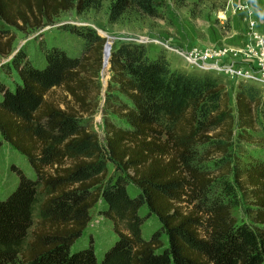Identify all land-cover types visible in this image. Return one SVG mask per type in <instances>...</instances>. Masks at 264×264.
<instances>
[{
	"label": "trees",
	"instance_id": "1",
	"mask_svg": "<svg viewBox=\"0 0 264 264\" xmlns=\"http://www.w3.org/2000/svg\"><path fill=\"white\" fill-rule=\"evenodd\" d=\"M98 1L0 0V59L13 51V28L39 30ZM129 8L156 13L155 0H115L110 18ZM69 29L84 40L79 56L47 46L38 65L18 52L20 81L0 78L1 135L37 175L16 167L19 184L0 199V264H264V153L251 150L264 146L263 87L241 80L233 106L219 76L122 42L108 58L103 145L85 116L100 108L106 38ZM58 88L70 97L63 107L52 98ZM105 156L124 176L107 180ZM130 181L140 194L129 193ZM100 198L128 231L99 260L92 243L72 247ZM143 204L161 223L148 238ZM241 205L250 219L236 216Z\"/></svg>",
	"mask_w": 264,
	"mask_h": 264
},
{
	"label": "rangeland",
	"instance_id": "2",
	"mask_svg": "<svg viewBox=\"0 0 264 264\" xmlns=\"http://www.w3.org/2000/svg\"><path fill=\"white\" fill-rule=\"evenodd\" d=\"M114 1L99 0L93 7L84 11L76 9L63 11L39 30L24 32L13 28L16 36L13 51L0 59V78L11 87L20 81L12 65V58L18 52L24 51V54L38 65L44 64V51L47 46H59L68 54L79 56L84 49V40L69 28L89 26L106 38L105 64L100 73L102 84L100 108L92 116H85L94 131L99 134L103 145L105 140L102 105L111 75L108 71V58L122 42L143 43L151 58L164 55L172 68L187 72H210L219 76L226 86L231 104L235 105L241 75L257 71L254 62L251 63L245 56V48L249 43L251 32L247 22V18L250 17L249 9L245 4H254L257 14L261 16L264 11V0H155L154 15L129 8L117 19H111L110 9ZM183 52L193 54L191 61L182 57ZM201 62L213 65L216 63L220 66L233 65V67L230 70L219 67L220 73L205 71L196 68L198 65L195 67ZM4 64L9 65L10 75L4 71ZM258 86L264 89V86ZM52 98L62 107V101L70 100V97L59 88L54 90ZM116 121L121 122L117 117ZM252 149L264 153V146L254 145ZM103 160L107 162L106 166L109 170L107 180L111 178L115 181L120 174L124 176L111 161H108V157L105 156ZM203 164L212 170L214 159L206 160ZM16 167H20L32 178L37 176L27 158L14 149L0 132V199H5L18 186L20 175ZM128 191L131 195L140 194V189L132 181L128 184ZM106 209L107 205L100 198L91 209L90 221L74 243L73 250L92 243L100 260L104 252L118 239L119 231H128L126 221L121 218L109 219L105 215ZM248 212V208L244 205L235 208L238 219H250ZM140 214L144 217L142 234L148 238L152 232L161 227V223L150 214L146 204H143Z\"/></svg>",
	"mask_w": 264,
	"mask_h": 264
},
{
	"label": "built area",
	"instance_id": "3",
	"mask_svg": "<svg viewBox=\"0 0 264 264\" xmlns=\"http://www.w3.org/2000/svg\"><path fill=\"white\" fill-rule=\"evenodd\" d=\"M246 8L249 9V18H247V22L249 24L250 32V40L245 48V56L248 61L254 64L257 67V71L255 72H247L243 73L241 76V80L249 81L261 86H264V11L261 16L257 14V10L255 5L251 3L245 4ZM191 61L193 58V54L188 52H183L182 57ZM194 65V64H193ZM198 65V67H196ZM196 68L205 71H217L221 72L219 67H223L226 69H232L233 65H225L220 66L218 64H211L207 62H201V64H196Z\"/></svg>",
	"mask_w": 264,
	"mask_h": 264
},
{
	"label": "water",
	"instance_id": "4",
	"mask_svg": "<svg viewBox=\"0 0 264 264\" xmlns=\"http://www.w3.org/2000/svg\"><path fill=\"white\" fill-rule=\"evenodd\" d=\"M15 52V51H14ZM14 55V54H13ZM102 69H104V64H103V68Z\"/></svg>",
	"mask_w": 264,
	"mask_h": 264
}]
</instances>
